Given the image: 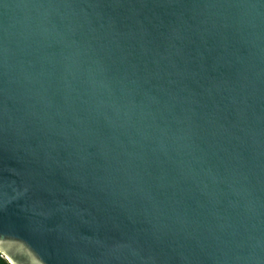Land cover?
Masks as SVG:
<instances>
[{
    "label": "water",
    "instance_id": "water-1",
    "mask_svg": "<svg viewBox=\"0 0 264 264\" xmlns=\"http://www.w3.org/2000/svg\"><path fill=\"white\" fill-rule=\"evenodd\" d=\"M9 264H264V0H0Z\"/></svg>",
    "mask_w": 264,
    "mask_h": 264
},
{
    "label": "trees",
    "instance_id": "trees-1",
    "mask_svg": "<svg viewBox=\"0 0 264 264\" xmlns=\"http://www.w3.org/2000/svg\"><path fill=\"white\" fill-rule=\"evenodd\" d=\"M0 264H9V262L0 254Z\"/></svg>",
    "mask_w": 264,
    "mask_h": 264
}]
</instances>
